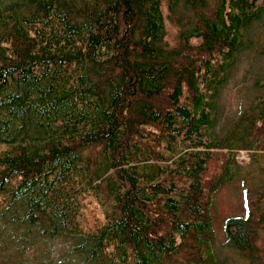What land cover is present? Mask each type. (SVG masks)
<instances>
[{
    "label": "trees",
    "instance_id": "16d2710c",
    "mask_svg": "<svg viewBox=\"0 0 264 264\" xmlns=\"http://www.w3.org/2000/svg\"><path fill=\"white\" fill-rule=\"evenodd\" d=\"M258 2L0 0V264H236L213 206L237 179L223 246L264 264ZM244 54L259 92L217 134Z\"/></svg>",
    "mask_w": 264,
    "mask_h": 264
},
{
    "label": "rangeland",
    "instance_id": "374dc122",
    "mask_svg": "<svg viewBox=\"0 0 264 264\" xmlns=\"http://www.w3.org/2000/svg\"><path fill=\"white\" fill-rule=\"evenodd\" d=\"M259 0L258 3H261ZM164 14L166 18L167 38L173 45L177 43V27L172 24L167 18V7L164 6ZM251 57L244 54L238 65L235 67L227 84L221 93V117L215 128L217 134H223L230 124V122L239 113L241 107L248 100L249 95L253 92H259V87H254V73L256 68H252ZM241 164L246 165L251 157L248 152L241 151L237 156ZM244 212V197L240 180H235L230 184L224 185L215 195L213 206V229L215 232L214 249L221 255L227 258L228 262L236 264H246L245 261L230 247L223 246L225 241V220L228 217L235 215H243ZM52 255L64 254L65 245L55 243L53 245ZM176 264H185L184 259L180 258ZM230 264V263H229Z\"/></svg>",
    "mask_w": 264,
    "mask_h": 264
}]
</instances>
